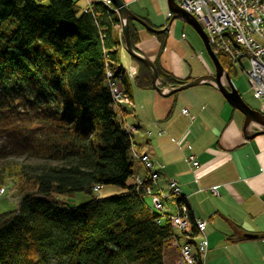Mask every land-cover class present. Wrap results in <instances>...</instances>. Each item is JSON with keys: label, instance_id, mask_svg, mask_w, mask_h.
Wrapping results in <instances>:
<instances>
[{"label": "trees", "instance_id": "trees-1", "mask_svg": "<svg viewBox=\"0 0 264 264\" xmlns=\"http://www.w3.org/2000/svg\"><path fill=\"white\" fill-rule=\"evenodd\" d=\"M119 27L103 0L85 11L77 0H0V190L24 194L0 213V264H164L165 246L182 237L128 183L131 135L105 75L119 77L130 99L129 78L116 70ZM148 33L160 42V86L179 85L158 60L168 31ZM129 36L137 51L131 19ZM131 60L133 84L150 88V69ZM109 185L120 192L92 196ZM77 192L90 199L71 206Z\"/></svg>", "mask_w": 264, "mask_h": 264}, {"label": "crops", "instance_id": "crops-1", "mask_svg": "<svg viewBox=\"0 0 264 264\" xmlns=\"http://www.w3.org/2000/svg\"><path fill=\"white\" fill-rule=\"evenodd\" d=\"M123 1L134 15L154 27H164L170 18L166 0ZM175 20V27L183 22ZM133 26L139 36L137 52L155 61L159 40L134 21ZM170 27L158 57L160 65L181 81L213 73L206 62L205 69L194 71L175 51L167 53ZM117 35L119 65L123 70L132 67L133 79L136 65L123 47L119 30ZM132 79L131 97L117 109L123 126L133 127L131 139L178 183L180 191L250 264H264V237L259 235L264 233V134L246 140L243 115L212 84L163 95L151 87L137 88ZM182 109L187 110L186 115ZM161 130L164 132L158 135ZM189 155L198 166L187 162ZM211 187L219 195H213ZM247 234L256 238H247Z\"/></svg>", "mask_w": 264, "mask_h": 264}, {"label": "built area", "instance_id": "built-area-1", "mask_svg": "<svg viewBox=\"0 0 264 264\" xmlns=\"http://www.w3.org/2000/svg\"><path fill=\"white\" fill-rule=\"evenodd\" d=\"M174 1L180 8L196 18L206 33L213 52L216 55L222 54L226 58L227 71L230 73L238 68L245 74L252 95L260 101L261 111H264V0ZM103 2L117 12L111 6L110 0H103ZM91 3L88 1L83 11L90 9ZM116 70L119 71V76L121 74L119 64ZM133 72L132 67L126 70L129 79H132ZM105 75L108 78L107 85L112 105L117 110L120 103L126 99V95L118 78H110V69L106 70ZM182 113L186 115L187 110L182 109ZM125 130L130 134L133 127H127ZM163 132L161 130L157 134L161 135ZM131 156L136 158L147 172L146 179L135 178V189L143 191L145 197H150V203L146 202L152 210L167 213L170 225L183 237L184 241L178 245L182 262L192 264L196 257L203 259L207 248L204 235L206 221L192 213L187 197L181 194L175 180L168 181L166 193L160 190L153 192L152 185L156 184L157 174L151 171L152 161L145 153L138 154L133 149H131ZM186 159L192 167L199 165L193 155H189ZM209 191L213 195H219L216 187L209 188ZM165 201L172 202L173 211L164 204Z\"/></svg>", "mask_w": 264, "mask_h": 264}, {"label": "rangeland", "instance_id": "rangeland-1", "mask_svg": "<svg viewBox=\"0 0 264 264\" xmlns=\"http://www.w3.org/2000/svg\"><path fill=\"white\" fill-rule=\"evenodd\" d=\"M87 2L83 0H77L78 5L84 9L87 7ZM176 20L174 19L170 25V37L168 38V50L175 51L180 55L185 62L190 65L191 69L200 70L205 69L206 62L212 69L213 63L208 56L202 40L194 31V29L188 25L181 22L180 25L175 27ZM167 31V30H166ZM146 32V31H145ZM189 32V33H188ZM147 33V32H146ZM231 81L233 82L235 88L239 92L240 96L244 102L250 106L252 109L260 111L264 115V111H261V103L259 100L254 98L251 90L249 89V84L245 74L238 68L235 71L229 73ZM128 128L130 126H127ZM132 147L136 153H144L139 146L131 139ZM150 159V158H149ZM151 160V159H150ZM152 161V160H151ZM153 167L151 171L157 174L156 184L152 185L153 192L162 191L167 192L168 181L170 180L152 161ZM132 168L133 176L129 178L128 183L132 184L135 182V178L139 177L142 179L147 178V172L141 165V163L136 159L132 158ZM96 190L93 192L92 196L97 198H103L111 194H118L120 189L116 186H102L94 187ZM181 194H183L181 192ZM184 195V194H183ZM24 194H20L15 191H9L6 188L0 190V213L7 212L16 209L20 201L22 200ZM90 199V195L82 192H77L72 198H68L71 206H78ZM146 201L150 203V197H145ZM189 206L192 213L201 219L206 221L205 226V239H206V252L203 257V264H250L239 251L219 232V230L199 211V209L187 198ZM166 204L172 211L174 206L172 202L165 201ZM175 233H179L177 229H174ZM183 238H179L176 241H170L167 246H165L163 251V261L164 264H181L182 257L178 252V243H182Z\"/></svg>", "mask_w": 264, "mask_h": 264}, {"label": "water", "instance_id": "water-1", "mask_svg": "<svg viewBox=\"0 0 264 264\" xmlns=\"http://www.w3.org/2000/svg\"><path fill=\"white\" fill-rule=\"evenodd\" d=\"M110 1L117 10L118 19L120 22V34L123 39V47L130 57L141 61L150 69L152 89L163 95H172L175 92L185 90L199 84H212L218 89L225 100L243 115L242 132L246 140H251L258 135L264 134V115L260 111L252 109L244 102L239 92L234 87L229 72L222 66L217 55L211 49L206 33L193 15L180 8L174 0H166L170 18L164 27L157 28L148 24L145 19L134 15L123 0ZM129 19L135 23H138L147 31L155 34L163 33L169 29L174 19H179L190 25L202 40L205 50L213 63V73H206L188 81H181V83L177 86H160L158 84L159 77L157 70L153 62L147 57L139 54L131 46L129 36ZM252 126H254V129ZM245 236L247 238H256V235L252 234H247Z\"/></svg>", "mask_w": 264, "mask_h": 264}, {"label": "bare ground", "instance_id": "bare-ground-1", "mask_svg": "<svg viewBox=\"0 0 264 264\" xmlns=\"http://www.w3.org/2000/svg\"><path fill=\"white\" fill-rule=\"evenodd\" d=\"M119 32H120V27H119ZM121 40L123 41V39H122V37H121ZM119 64V63H118ZM120 69H121V67H120ZM120 75H125V76H127L126 75V69L125 70H123V69H121V74ZM128 77V76H127ZM116 78H119V77H116ZM181 264H184L182 261H181Z\"/></svg>", "mask_w": 264, "mask_h": 264}]
</instances>
